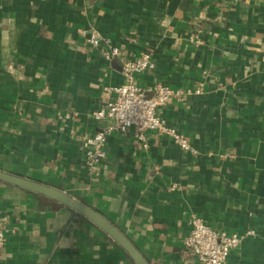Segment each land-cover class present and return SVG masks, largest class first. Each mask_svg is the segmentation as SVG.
Returning a JSON list of instances; mask_svg holds the SVG:
<instances>
[{
	"label": "crops",
	"instance_id": "obj_1",
	"mask_svg": "<svg viewBox=\"0 0 264 264\" xmlns=\"http://www.w3.org/2000/svg\"><path fill=\"white\" fill-rule=\"evenodd\" d=\"M83 31L123 55L106 62ZM144 56L147 94L189 91L159 114L195 153L130 128L89 169L80 146L110 125L93 112ZM0 171L89 206L149 264H202L184 250L193 217L242 236L228 264H264V0H0ZM0 226V264H135L77 212L1 182Z\"/></svg>",
	"mask_w": 264,
	"mask_h": 264
},
{
	"label": "built area",
	"instance_id": "obj_2",
	"mask_svg": "<svg viewBox=\"0 0 264 264\" xmlns=\"http://www.w3.org/2000/svg\"><path fill=\"white\" fill-rule=\"evenodd\" d=\"M82 36L91 48L98 49L103 44L106 45L107 50L104 53L106 62L123 55L120 48L110 39H103L94 31H83ZM195 41L199 43L198 40ZM151 68L153 64L148 56L124 62L122 74L125 83L114 88V98L111 101L93 112L95 120H109L110 125L93 136L84 138L80 146L89 169L106 159L109 136L114 132L124 133L130 128H136L138 138L143 141L144 147H147L145 132L156 131L170 136L175 145L183 151L195 153L190 141L175 129L168 127L159 114L160 108L172 97H181L189 91H174L167 86H158L152 95L147 94L145 89L137 84L135 75ZM190 224V234L184 240L185 254L196 258L202 264H228L229 256L241 243L242 236L238 233L213 230L199 217H193ZM252 233L248 231L246 236ZM6 241L7 232L0 226V257Z\"/></svg>",
	"mask_w": 264,
	"mask_h": 264
},
{
	"label": "water",
	"instance_id": "obj_3",
	"mask_svg": "<svg viewBox=\"0 0 264 264\" xmlns=\"http://www.w3.org/2000/svg\"><path fill=\"white\" fill-rule=\"evenodd\" d=\"M0 182L38 193L72 209L110 236L128 254L135 264H149L133 243L117 227L100 213L71 197L69 194L2 171H0Z\"/></svg>",
	"mask_w": 264,
	"mask_h": 264
}]
</instances>
